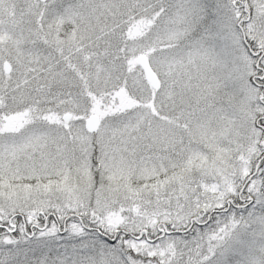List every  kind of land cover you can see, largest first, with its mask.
<instances>
[{"label":"snow or ice","instance_id":"snow-or-ice-1","mask_svg":"<svg viewBox=\"0 0 264 264\" xmlns=\"http://www.w3.org/2000/svg\"><path fill=\"white\" fill-rule=\"evenodd\" d=\"M0 264H264V0H0Z\"/></svg>","mask_w":264,"mask_h":264}]
</instances>
